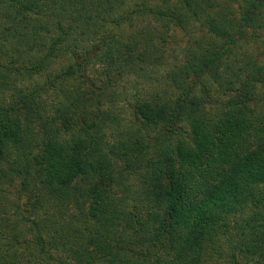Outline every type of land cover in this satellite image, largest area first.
I'll list each match as a JSON object with an SVG mask.
<instances>
[{
	"label": "trees",
	"instance_id": "obj_1",
	"mask_svg": "<svg viewBox=\"0 0 264 264\" xmlns=\"http://www.w3.org/2000/svg\"><path fill=\"white\" fill-rule=\"evenodd\" d=\"M0 264H264V0H0Z\"/></svg>",
	"mask_w": 264,
	"mask_h": 264
}]
</instances>
